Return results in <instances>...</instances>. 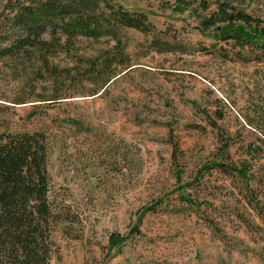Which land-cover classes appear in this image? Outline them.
I'll return each instance as SVG.
<instances>
[{
    "label": "rangeland",
    "instance_id": "rangeland-1",
    "mask_svg": "<svg viewBox=\"0 0 264 264\" xmlns=\"http://www.w3.org/2000/svg\"><path fill=\"white\" fill-rule=\"evenodd\" d=\"M111 1L154 28L117 32L129 67L95 65L111 36L79 38L72 62L58 55L74 66L58 82L0 60V133L48 143L63 214L50 264H264V62L220 40L216 15L227 2L264 18V0ZM153 35L178 51H157ZM213 162L245 164L248 181Z\"/></svg>",
    "mask_w": 264,
    "mask_h": 264
},
{
    "label": "trees",
    "instance_id": "trees-1",
    "mask_svg": "<svg viewBox=\"0 0 264 264\" xmlns=\"http://www.w3.org/2000/svg\"><path fill=\"white\" fill-rule=\"evenodd\" d=\"M114 6L111 0H8L0 14V60L24 69L26 78L48 76L58 82L70 78L74 68L54 64L58 55L74 61L79 38L111 36L115 46L95 60V65L102 61L101 71L110 69L112 75L116 67L126 68L129 64L117 32L134 29L145 35L154 33L145 14ZM218 9L216 15L226 23L225 29L219 30L220 40L238 47L236 55L248 49L264 62V18L248 15L227 2L219 4ZM106 11L111 15L106 16ZM212 20L205 23L207 28ZM151 45L157 51H178L155 37ZM58 97L46 101L54 103ZM169 141L175 159L179 150L172 132ZM48 155V143L41 133H0V264H50L54 253L52 231L63 221V214L51 200ZM212 168L224 174L234 172L243 182L248 181L245 164L229 167L213 162ZM260 209L264 212V204ZM117 241L116 235L110 236L111 245Z\"/></svg>",
    "mask_w": 264,
    "mask_h": 264
}]
</instances>
